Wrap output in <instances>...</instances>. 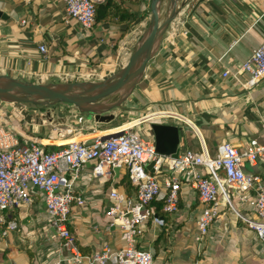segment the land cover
<instances>
[{
  "label": "crops",
  "instance_id": "obj_1",
  "mask_svg": "<svg viewBox=\"0 0 264 264\" xmlns=\"http://www.w3.org/2000/svg\"><path fill=\"white\" fill-rule=\"evenodd\" d=\"M127 7L134 20L129 25L95 22L83 28L68 18L61 0H0V74L35 82L101 80L126 60L128 51L148 22L149 0L130 6L126 0H106ZM264 44V0H187L166 30L159 51L144 78L109 124H96L79 116L31 124L17 120L21 145L35 143L45 149L132 127L136 135L155 146L153 126L177 129L178 156H213L224 143L241 150L264 143V79L245 90L247 76L239 67ZM44 46L46 53L38 48ZM116 61V62H115ZM237 73V79L223 74ZM61 106L60 112H68ZM73 114L76 112L71 111ZM121 128V129H120ZM105 129V130H104ZM173 134V132H171ZM23 138V139H22ZM164 158V154H159ZM244 171L262 178L264 163ZM94 162L82 166L74 182V195L84 205L70 207L67 227L84 256L124 248L117 229H109L106 216L111 188L126 198V168L117 166L105 177L92 173ZM197 174L204 175L198 169ZM161 170L160 182L169 178ZM178 210L163 214L158 227L153 219L140 228L137 247L150 251L152 264H264V219L254 215V193L226 189L219 195V214L201 242L195 240L196 222L202 211L188 177H180ZM223 183V179H222ZM30 207L6 212L0 224V264H53L66 256L48 225L42 196L30 190ZM162 188L159 199L163 197ZM16 222L15 231L3 234L5 224ZM249 222V224H248ZM82 264H89L83 260ZM106 264H115L114 259Z\"/></svg>",
  "mask_w": 264,
  "mask_h": 264
},
{
  "label": "built area",
  "instance_id": "obj_2",
  "mask_svg": "<svg viewBox=\"0 0 264 264\" xmlns=\"http://www.w3.org/2000/svg\"><path fill=\"white\" fill-rule=\"evenodd\" d=\"M61 1L67 17L89 30L95 25L96 8L106 0ZM38 50L46 53L44 46ZM239 72L248 78L243 84L245 90L254 88L264 79V44L239 67ZM227 77L237 79V73L226 72L223 78ZM0 113H3L1 105ZM15 114L19 117L17 112ZM9 118V122L17 127L12 117ZM261 130L264 135V122ZM19 136L0 119V224L5 223L4 213L30 207L33 203L30 190L35 189L42 196L49 228L66 254L53 264H82L83 260L89 264H106L110 259H114L115 264H152V253L137 247L140 228L148 220L145 208L163 188L166 193L162 211L167 215L175 214L178 210V179L183 176L191 181L202 205L196 222L197 242L202 241L218 217L219 195L225 196L226 204L230 206L226 189L252 191L255 196L254 215L257 219H264V182L261 177L243 169V160L250 165L264 163V143L252 142L250 149L241 151L224 143L216 148L213 156L187 153L168 159L157 154L154 144L139 138L132 127L49 150L35 143L21 145ZM89 162H94L92 173L95 177H105L110 170L124 166L135 193L126 198L111 188L107 195L110 202L106 211L111 220L109 229L115 228L121 233L124 248L111 251L108 245H104L100 252L84 256L67 222L70 207L84 205L83 199L74 195L73 186L82 166ZM149 165L152 173L146 170ZM198 169L205 174H197ZM161 170L170 174L164 182L155 176ZM153 222L158 227L163 226L157 218ZM16 228V222L6 223L3 234Z\"/></svg>",
  "mask_w": 264,
  "mask_h": 264
},
{
  "label": "water",
  "instance_id": "obj_3",
  "mask_svg": "<svg viewBox=\"0 0 264 264\" xmlns=\"http://www.w3.org/2000/svg\"><path fill=\"white\" fill-rule=\"evenodd\" d=\"M170 1L149 0V18L145 28L130 47L125 62L106 77L101 80L35 82L0 74V105L8 104L16 109L19 114L17 123L31 124L33 116L30 109L45 110L44 115L35 118L41 120V124L54 114L60 119L79 116L103 125L113 122L116 111H125V102L142 82L166 30L187 2L172 1L170 7ZM61 106L76 113L60 112ZM153 132L156 153L177 158V129L153 126ZM146 170L152 173L151 165Z\"/></svg>",
  "mask_w": 264,
  "mask_h": 264
},
{
  "label": "trees",
  "instance_id": "obj_4",
  "mask_svg": "<svg viewBox=\"0 0 264 264\" xmlns=\"http://www.w3.org/2000/svg\"><path fill=\"white\" fill-rule=\"evenodd\" d=\"M126 1L127 4H129L130 6H136L140 3V0H126ZM132 20H134V15L127 9V7H123L122 5H117L115 3H112L111 1L99 5L95 11V22H104L115 25H129ZM121 183L124 188L129 190L127 191L128 193L125 194L126 196L130 195V193L131 194L135 193V189H133V187L130 185L127 177ZM165 193L163 194V197L161 199H159L158 196L154 198L151 201V203H149L146 206L145 212L148 215V219L150 220L154 218L159 219L164 214L162 211V207L165 200Z\"/></svg>",
  "mask_w": 264,
  "mask_h": 264
},
{
  "label": "rangeland",
  "instance_id": "obj_5",
  "mask_svg": "<svg viewBox=\"0 0 264 264\" xmlns=\"http://www.w3.org/2000/svg\"><path fill=\"white\" fill-rule=\"evenodd\" d=\"M148 1V0H147ZM148 18H149V12H148ZM174 21V20H173ZM172 21V22H173ZM1 109H2V111H3V113L1 114L0 113V119L2 120V121H7L8 123H10L9 121H10V118L9 117H12V119L13 120H17L18 119V117H16L17 116V114H15V112H16V109H14L13 108V106L12 105H8V104H1ZM32 112H37V110L36 109H30ZM36 110V111H35ZM39 112V114H41V115H44V113H45V110H40V111H38ZM5 114H7V117H6V115ZM14 114V117L12 116ZM21 122H18L17 124H20ZM15 126V125H14ZM16 127V126H15ZM17 128L20 130V127L17 125Z\"/></svg>",
  "mask_w": 264,
  "mask_h": 264
},
{
  "label": "bare ground",
  "instance_id": "obj_6",
  "mask_svg": "<svg viewBox=\"0 0 264 264\" xmlns=\"http://www.w3.org/2000/svg\"><path fill=\"white\" fill-rule=\"evenodd\" d=\"M172 1H176V3L177 2H179V1H181V0H172ZM172 1H170L169 2V6L170 7H172ZM116 62V61H115ZM4 123H7L12 129H14L15 131H16V127L13 125V124H11V123H8L7 121H3ZM17 132V131H16Z\"/></svg>",
  "mask_w": 264,
  "mask_h": 264
}]
</instances>
